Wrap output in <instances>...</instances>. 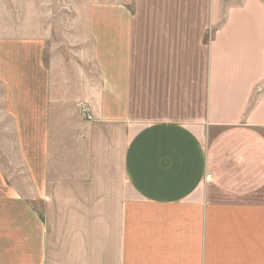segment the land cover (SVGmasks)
Listing matches in <instances>:
<instances>
[{
	"label": "crops",
	"instance_id": "crops-1",
	"mask_svg": "<svg viewBox=\"0 0 264 264\" xmlns=\"http://www.w3.org/2000/svg\"><path fill=\"white\" fill-rule=\"evenodd\" d=\"M224 1L89 0L62 57L0 34V264H264V0Z\"/></svg>",
	"mask_w": 264,
	"mask_h": 264
},
{
	"label": "rangeland",
	"instance_id": "rangeland-1",
	"mask_svg": "<svg viewBox=\"0 0 264 264\" xmlns=\"http://www.w3.org/2000/svg\"><path fill=\"white\" fill-rule=\"evenodd\" d=\"M89 0H0V34H27L29 26L46 24L53 29L50 47L59 49L56 56L62 57L66 48L75 46L78 6H86ZM239 0H225L224 4ZM12 120L3 111L2 86L0 85V162L6 168L17 164L14 149Z\"/></svg>",
	"mask_w": 264,
	"mask_h": 264
},
{
	"label": "built area",
	"instance_id": "built-area-1",
	"mask_svg": "<svg viewBox=\"0 0 264 264\" xmlns=\"http://www.w3.org/2000/svg\"><path fill=\"white\" fill-rule=\"evenodd\" d=\"M80 108L82 109V112L84 116L86 117L87 120H92L93 119V112L91 110V107L87 101H81L79 103Z\"/></svg>",
	"mask_w": 264,
	"mask_h": 264
}]
</instances>
